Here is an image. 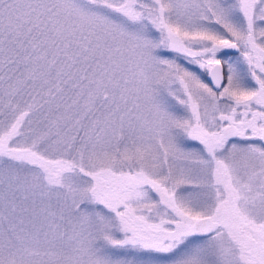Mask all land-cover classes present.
Here are the masks:
<instances>
[{"label":"snow or ice","instance_id":"obj_1","mask_svg":"<svg viewBox=\"0 0 264 264\" xmlns=\"http://www.w3.org/2000/svg\"><path fill=\"white\" fill-rule=\"evenodd\" d=\"M0 264H264V0H0Z\"/></svg>","mask_w":264,"mask_h":264}]
</instances>
